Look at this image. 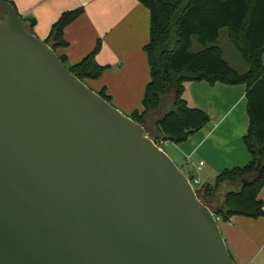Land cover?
<instances>
[{"label":"water","instance_id":"water-1","mask_svg":"<svg viewBox=\"0 0 264 264\" xmlns=\"http://www.w3.org/2000/svg\"><path fill=\"white\" fill-rule=\"evenodd\" d=\"M0 8V264H237L145 123Z\"/></svg>","mask_w":264,"mask_h":264},{"label":"trees","instance_id":"trees-1","mask_svg":"<svg viewBox=\"0 0 264 264\" xmlns=\"http://www.w3.org/2000/svg\"><path fill=\"white\" fill-rule=\"evenodd\" d=\"M138 1L149 11V39L143 50L150 68V79L141 100L142 110L133 111L129 117L140 124L145 123L146 117L157 112L168 96L171 106L157 118V133H150V137L155 142L169 140L179 143L209 121L207 113L189 106L183 98L185 82L206 80L245 84L249 120L242 141L250 159L244 165L223 169L213 181L195 187V192L218 223L234 215L263 216L264 204L258 194L264 186V63L261 60L264 52V0ZM81 13V8L63 11L51 25L44 41L80 80L98 79L105 70V66L95 60L100 41L90 53L72 65H67L65 55L58 53V49L67 44L63 38L64 28ZM23 20L28 30L34 33L35 19ZM223 28L227 29L229 41L247 64L244 72L230 66L217 45ZM193 37L201 46L194 53L190 51ZM97 93L110 102L104 88ZM258 161L260 165L256 169Z\"/></svg>","mask_w":264,"mask_h":264},{"label":"crops","instance_id":"crops-1","mask_svg":"<svg viewBox=\"0 0 264 264\" xmlns=\"http://www.w3.org/2000/svg\"><path fill=\"white\" fill-rule=\"evenodd\" d=\"M9 1L23 18L35 19L33 32L43 40L63 11L81 8L82 13L64 28L67 44L58 53L65 55L67 65H72L100 41L95 60L105 70L98 79L84 82L96 92L104 88L110 103L128 116L142 110L141 100L150 79L143 50L149 39V11L138 0ZM245 90L243 83L206 80L184 83L183 98L189 106L207 113L209 121L185 141L165 142L170 145L165 152L180 169L197 170L201 182H211L223 169L249 161V152L242 141L249 120ZM170 106L171 100L166 96L159 110L146 117L145 126L150 133H157L155 122ZM258 199L264 204V186ZM218 224L237 264H264V215L258 218L234 215Z\"/></svg>","mask_w":264,"mask_h":264},{"label":"rangeland","instance_id":"rangeland-1","mask_svg":"<svg viewBox=\"0 0 264 264\" xmlns=\"http://www.w3.org/2000/svg\"><path fill=\"white\" fill-rule=\"evenodd\" d=\"M3 17H4V12L3 10L0 9V20L3 19ZM217 45L223 51V57L230 64V66H232L238 72H244L246 70L247 68L246 63L244 62L240 54L235 50L231 42L228 40L226 28H223L220 30V36L218 38ZM200 49H201V46L197 42V39L193 37V46L191 47L190 51L194 53ZM261 60L264 63V52L261 55ZM159 145L164 151H169L170 149L169 148L170 145H167V143L165 142H160ZM181 170L189 177L195 176V177L201 178V173L197 170L191 171V170L184 169V168H181ZM206 180H203V181H206Z\"/></svg>","mask_w":264,"mask_h":264},{"label":"built area","instance_id":"built-area-1","mask_svg":"<svg viewBox=\"0 0 264 264\" xmlns=\"http://www.w3.org/2000/svg\"><path fill=\"white\" fill-rule=\"evenodd\" d=\"M160 142H166V141H161L160 140V141L157 142L158 145H159ZM159 147H160V145H159ZM201 165H203V161L199 162V166H201ZM187 177L189 178V181H190V183H191V185H192V187L194 189H195V187H197V186H199L201 184V181H200V179L198 177H195V176L189 177L188 175H187Z\"/></svg>","mask_w":264,"mask_h":264},{"label":"flooded vegetation","instance_id":"flooded-vegetation-1","mask_svg":"<svg viewBox=\"0 0 264 264\" xmlns=\"http://www.w3.org/2000/svg\"><path fill=\"white\" fill-rule=\"evenodd\" d=\"M1 9V8H0ZM2 10V9H1ZM4 12V11H3Z\"/></svg>","mask_w":264,"mask_h":264}]
</instances>
